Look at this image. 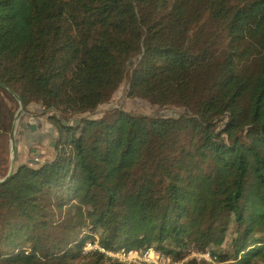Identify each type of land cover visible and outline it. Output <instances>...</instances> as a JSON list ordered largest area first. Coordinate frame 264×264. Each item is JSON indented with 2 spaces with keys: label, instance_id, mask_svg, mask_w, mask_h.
<instances>
[{
  "label": "trees",
  "instance_id": "trees-1",
  "mask_svg": "<svg viewBox=\"0 0 264 264\" xmlns=\"http://www.w3.org/2000/svg\"><path fill=\"white\" fill-rule=\"evenodd\" d=\"M125 80L186 111L82 116ZM1 85L41 105L57 137L51 161L0 184V264H123L83 252L96 237L264 259V0H0L9 133Z\"/></svg>",
  "mask_w": 264,
  "mask_h": 264
},
{
  "label": "rangeland",
  "instance_id": "rangeland-1",
  "mask_svg": "<svg viewBox=\"0 0 264 264\" xmlns=\"http://www.w3.org/2000/svg\"><path fill=\"white\" fill-rule=\"evenodd\" d=\"M128 88H129L128 81L127 80L123 81L113 92L111 98L106 103L101 104L96 109L97 110L96 113L95 112L85 113L82 116L88 115L92 117H99V116H102L103 114L109 115V113L112 112L113 110L121 109V110L138 113V114H147V115H154V116H161V117H168V116L176 117L181 112L186 111V109L182 107H175V106H169L167 108H160L157 105H153L149 103L147 100L141 97L129 96ZM4 97L7 101V104L11 106L12 108H16L15 111L17 112L19 108L18 101H17V105L15 106V104L13 103V100L15 99L7 91L4 92ZM40 111H41V107L39 104L32 103V104H29L26 108L24 106V111L22 112L16 124L15 141L17 139L18 130L21 129L22 123L28 119L29 114L31 115L38 114V112ZM47 120L50 124H52L49 119ZM13 121H14V118L12 120V128H13ZM10 134L11 132L4 133L2 132V130H0V174L4 173L6 168L9 170V165H10V160H11L10 159V144H9ZM27 141H30V140H27ZM15 147L17 148V142H15ZM23 150H26V149L24 148ZM198 243L206 247L209 246L210 244L204 238H199ZM199 250L204 251L201 249ZM254 264H264V259H258L255 261Z\"/></svg>",
  "mask_w": 264,
  "mask_h": 264
},
{
  "label": "crops",
  "instance_id": "crops-1",
  "mask_svg": "<svg viewBox=\"0 0 264 264\" xmlns=\"http://www.w3.org/2000/svg\"><path fill=\"white\" fill-rule=\"evenodd\" d=\"M40 107L41 111L38 114L28 113V119L22 123L21 129L18 130L17 148L15 147L14 155L15 167L22 164L36 167L51 161L56 155L54 140L57 137V130L42 115L43 107L41 105ZM24 148L26 150H23Z\"/></svg>",
  "mask_w": 264,
  "mask_h": 264
},
{
  "label": "built area",
  "instance_id": "built-area-1",
  "mask_svg": "<svg viewBox=\"0 0 264 264\" xmlns=\"http://www.w3.org/2000/svg\"><path fill=\"white\" fill-rule=\"evenodd\" d=\"M82 250L85 253H102L106 258L123 264H186L192 258L209 264L225 263L208 250H191L184 258L174 259L156 250L153 243H147L138 249H107L100 245L98 237L84 242Z\"/></svg>",
  "mask_w": 264,
  "mask_h": 264
},
{
  "label": "water",
  "instance_id": "water-1",
  "mask_svg": "<svg viewBox=\"0 0 264 264\" xmlns=\"http://www.w3.org/2000/svg\"><path fill=\"white\" fill-rule=\"evenodd\" d=\"M2 88H4L7 92H9L19 103V108L15 114L14 117V121H13V128L10 134V138H9V144H10V165H9V170L7 175L0 179V184L1 183H5L13 174L14 170H15V163H14V155H15V128H16V124L17 121L19 119V117L21 116L22 112L24 111V105L21 101V99L18 97V95L12 91L9 87L5 86V85H1Z\"/></svg>",
  "mask_w": 264,
  "mask_h": 264
}]
</instances>
